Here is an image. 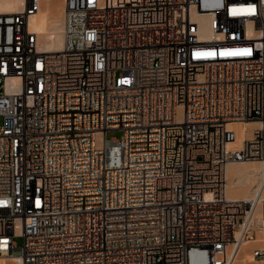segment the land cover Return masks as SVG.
I'll list each match as a JSON object with an SVG mask.
<instances>
[{
	"label": "built area",
	"instance_id": "built-area-1",
	"mask_svg": "<svg viewBox=\"0 0 264 264\" xmlns=\"http://www.w3.org/2000/svg\"><path fill=\"white\" fill-rule=\"evenodd\" d=\"M41 4L0 13V256L264 264V201L226 177L264 159L232 128L264 123V0H64L57 52Z\"/></svg>",
	"mask_w": 264,
	"mask_h": 264
},
{
	"label": "bare ground",
	"instance_id": "bare-ground-1",
	"mask_svg": "<svg viewBox=\"0 0 264 264\" xmlns=\"http://www.w3.org/2000/svg\"><path fill=\"white\" fill-rule=\"evenodd\" d=\"M25 0H0V13L19 12L23 9ZM56 0H42L39 12L30 20V29L38 35V47L42 51L57 52L64 46V4L61 12L56 9ZM57 10V11H56ZM206 31L204 37H208ZM232 128L238 134L239 142L249 139L255 129H263L264 123L247 122L233 124ZM240 145V144H235ZM227 196L232 200L259 201V208L264 201V159L261 161L234 162L227 166ZM261 213H257L260 218ZM252 243H244L240 249L238 261L249 263L252 257L249 253ZM8 258L15 264H22L19 256H0Z\"/></svg>",
	"mask_w": 264,
	"mask_h": 264
},
{
	"label": "rangeland",
	"instance_id": "rangeland-1",
	"mask_svg": "<svg viewBox=\"0 0 264 264\" xmlns=\"http://www.w3.org/2000/svg\"><path fill=\"white\" fill-rule=\"evenodd\" d=\"M63 1L64 0H56V2H55L56 9L57 10L59 9L58 13L61 12V7L63 6ZM0 123H1V120H0ZM122 137H123V132L121 130H111L107 133L108 139H112V138L121 139ZM14 241L16 242L18 247H22L23 239L21 237H15ZM0 264H15V263H13V261L9 260L8 258H0Z\"/></svg>",
	"mask_w": 264,
	"mask_h": 264
}]
</instances>
